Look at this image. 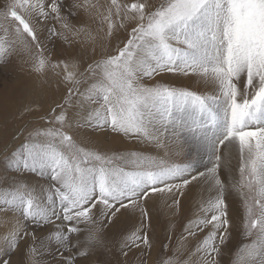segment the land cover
<instances>
[{
  "label": "snow or ice",
  "instance_id": "snow-or-ice-1",
  "mask_svg": "<svg viewBox=\"0 0 264 264\" xmlns=\"http://www.w3.org/2000/svg\"><path fill=\"white\" fill-rule=\"evenodd\" d=\"M102 8L0 0V65L62 90L0 121V264H264V0ZM153 201L183 215L155 258Z\"/></svg>",
  "mask_w": 264,
  "mask_h": 264
},
{
  "label": "rangeland",
  "instance_id": "rangeland-1",
  "mask_svg": "<svg viewBox=\"0 0 264 264\" xmlns=\"http://www.w3.org/2000/svg\"><path fill=\"white\" fill-rule=\"evenodd\" d=\"M90 2L97 5H103L104 8L101 9L102 11L106 10L107 5L110 4V0H90ZM121 2H124V0H121ZM127 2L130 3L132 0H127ZM71 23L75 24L76 21H71ZM95 27V25H91L90 30L95 29ZM55 43L56 47L52 51L54 59L57 56L64 54V50L68 49V45L64 44L61 40H57ZM88 44H90V42L85 41L84 46H87ZM48 47L52 49L53 45L49 43ZM80 47L81 45L77 43L69 50H79ZM38 83L37 78L30 73L28 66L23 63V60L20 57L13 56L11 64L7 66L0 65V121H2L6 115L17 113L22 109L24 104L30 103L33 100L41 101L44 109H47L52 104L53 100H58L62 95V90L56 91L54 85L50 91H46L43 95L35 92L32 95H26V88L35 86ZM196 87L197 85L194 83L193 90ZM33 106L35 107V105ZM26 119H31V117H26ZM96 136L99 138L101 147L109 148L113 151L136 150V144L134 141L117 137L111 133H97ZM183 158V153L174 157L177 161H180ZM205 163H207L206 157L201 161V167H203V164ZM237 164L238 160L234 155L230 167L234 170L233 176L238 179ZM150 203L153 205L152 210L154 213L153 227L151 230L153 242L155 244L153 257L155 258L156 253L160 250L161 244L168 246L165 251L171 255V252L175 250L178 246V241L180 240L183 215L173 217L171 213L161 208L160 201H153ZM187 207L188 204L185 202V214H187ZM173 225H175L174 228ZM189 246H191V242L189 243Z\"/></svg>",
  "mask_w": 264,
  "mask_h": 264
},
{
  "label": "bare ground",
  "instance_id": "bare-ground-1",
  "mask_svg": "<svg viewBox=\"0 0 264 264\" xmlns=\"http://www.w3.org/2000/svg\"><path fill=\"white\" fill-rule=\"evenodd\" d=\"M230 166V165H229ZM234 171V170H233ZM225 176H227V170H225Z\"/></svg>",
  "mask_w": 264,
  "mask_h": 264
}]
</instances>
